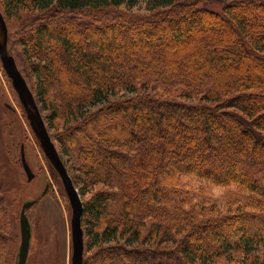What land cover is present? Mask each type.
I'll return each instance as SVG.
<instances>
[{
	"label": "trees",
	"instance_id": "16d2710c",
	"mask_svg": "<svg viewBox=\"0 0 264 264\" xmlns=\"http://www.w3.org/2000/svg\"><path fill=\"white\" fill-rule=\"evenodd\" d=\"M0 10L82 196V264H264V0H0ZM166 29L197 40L188 55ZM156 30L163 47L150 57ZM5 205L0 195V230Z\"/></svg>",
	"mask_w": 264,
	"mask_h": 264
},
{
	"label": "rangeland",
	"instance_id": "374dc122",
	"mask_svg": "<svg viewBox=\"0 0 264 264\" xmlns=\"http://www.w3.org/2000/svg\"><path fill=\"white\" fill-rule=\"evenodd\" d=\"M144 8L145 5L143 2H141L138 6L134 8V10H144ZM78 16L76 17L77 20L86 19L84 17ZM247 19L248 18H246V20ZM33 22H35L34 19ZM250 22L253 24L250 26L253 27V29H256V27H261L256 24L254 20H250ZM181 23H183V21H180V25ZM31 28H33V25H29L28 20H24V29ZM154 32L156 33L153 36L152 44H150L147 49L151 51L150 57H152L153 55L158 56L157 53L162 50L163 47V36L165 37V35L162 33L160 34V38L158 30ZM166 33L168 37L171 38V43L175 45L173 47H177L176 53H178L179 56L182 53L186 52L188 55V52H190L188 48L194 46L195 42H197L196 39H191V37H188L185 33H183V35L186 38H182L179 40L174 38L175 35L171 30L166 29ZM143 37L148 38L149 33H144ZM206 47V44L201 42L197 49H208ZM16 48H20V46H14V49ZM127 55L128 54H125L126 57ZM176 57H178V55H176ZM195 58L198 60L199 56H196ZM236 65L238 69H236L235 73L237 74V70H240L244 67H241L242 64H238L237 61ZM23 66L25 67L28 73L31 72L30 69L26 67V64H24ZM217 68L219 69V66H217ZM31 79H33V77H31ZM71 79H74V77L71 76ZM76 86L79 89L81 88L80 84H76ZM43 113H45L44 110H41L42 115ZM183 117H185V115H183ZM128 118L126 119V123L130 126V128L133 129L134 127V130H142L141 125L145 124L144 122H140V124L136 125L132 122L130 117ZM112 121L115 122L114 119H107V123H110ZM224 121L226 122L225 124H228L227 119H224ZM57 122L59 124V127L57 129L58 131H60V119H58ZM107 123H104L103 121L102 123H100V126L106 125ZM196 130L193 129L192 131L195 132ZM50 131L54 132L55 129H50ZM214 131L219 136L223 130L221 127L215 126ZM153 134H155V138L157 140H160L159 144L161 143V141L162 143L164 142L162 133L154 132ZM194 137L196 138L197 136ZM194 139L193 137H191L189 138V140H186V138L184 139L182 137L176 141H182L183 144L185 142L184 145H194ZM213 143L215 142L212 141L211 144ZM21 146H23L26 161L29 164L32 172L34 173V177L31 180L27 179L26 173L21 166ZM105 147L106 144H104V149ZM56 148H58V146ZM199 152H201V149L199 150ZM157 153H159L160 156V152L157 151L155 155H157ZM166 155L168 156L169 154L165 153L163 158H165ZM163 158L161 160H164ZM0 163L3 166V169L1 170L3 174L0 176L4 177L3 180L4 184L6 185V189L3 190V192H0V195L3 196L4 199H6L5 206L7 212V225L2 230H0V234L3 235L2 244L0 246V264H15L20 243V208L25 200L34 198H37L36 203H34L29 209L26 210L27 216L31 224L32 233L28 256L25 264H70L71 208L68 202L66 192L64 190L59 173L48 162V159L44 155L38 143V140L33 134L26 118L25 111L17 96V93L13 90L9 78L5 76L1 64ZM94 164H96V162ZM45 188H47L46 192L42 194ZM145 264L151 263L149 262V260H146Z\"/></svg>",
	"mask_w": 264,
	"mask_h": 264
},
{
	"label": "water",
	"instance_id": "95a60500",
	"mask_svg": "<svg viewBox=\"0 0 264 264\" xmlns=\"http://www.w3.org/2000/svg\"><path fill=\"white\" fill-rule=\"evenodd\" d=\"M0 62L3 70L9 77L14 90L17 93L19 101L25 111L29 126L35 135L38 143L49 160L50 164L57 170L60 175L64 190L66 192L68 202L71 208L70 217V235H71V256L70 264H82L83 262V228L82 214L83 202L77 187L75 186L69 172L62 161V158L52 141L43 116L40 106L36 101L31 89L29 88L26 79L19 70L14 57L8 49V28L4 16L0 10ZM21 162L26 173L27 179L31 180L34 173L29 167L21 146ZM46 189L42 192L44 194ZM41 194V195H42ZM37 198L25 200L20 208L19 213V228H20V243L17 252L15 264H25L28 256L30 240H31V224L27 216L26 210L29 209Z\"/></svg>",
	"mask_w": 264,
	"mask_h": 264
}]
</instances>
